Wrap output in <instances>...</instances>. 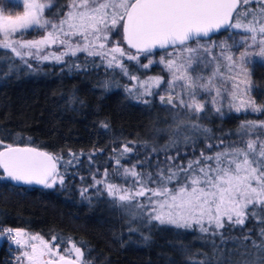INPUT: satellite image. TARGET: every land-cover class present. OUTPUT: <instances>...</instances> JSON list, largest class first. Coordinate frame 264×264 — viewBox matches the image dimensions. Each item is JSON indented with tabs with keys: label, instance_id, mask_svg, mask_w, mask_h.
<instances>
[{
	"label": "snow or ice",
	"instance_id": "snow-or-ice-1",
	"mask_svg": "<svg viewBox=\"0 0 264 264\" xmlns=\"http://www.w3.org/2000/svg\"><path fill=\"white\" fill-rule=\"evenodd\" d=\"M7 4L8 10L0 5L3 76L34 73L45 63L64 65L69 73L103 68L107 78L95 87L108 91L120 86L117 75L125 77L129 99L152 105L158 98L171 117L170 123L164 121L166 128L154 126L165 143L158 144L155 135L151 141L125 140L112 148L111 171L105 167L98 175L100 169L90 167L91 184L80 176L81 197L90 200V189L106 195L109 206L124 214L127 231L139 233L145 243L158 226L176 229L185 264H264V119L247 118L264 113L253 96L251 71L264 66V0ZM31 32L37 36L27 39ZM154 65L160 73L149 74ZM67 103L83 101L71 95ZM233 113L244 114L235 131L214 133L209 122ZM100 126L109 129L106 121ZM103 151L94 148L88 164ZM84 155L69 149L65 157L32 146L19 133L0 131V186L64 188L78 175ZM250 220L255 223L246 227ZM184 232H198L197 239L211 251H191L183 245ZM0 238L18 250L12 264H92L86 256L90 250L71 236L53 232L47 239L25 228L0 226Z\"/></svg>",
	"mask_w": 264,
	"mask_h": 264
},
{
	"label": "trees",
	"instance_id": "trees-1",
	"mask_svg": "<svg viewBox=\"0 0 264 264\" xmlns=\"http://www.w3.org/2000/svg\"><path fill=\"white\" fill-rule=\"evenodd\" d=\"M65 3L66 0H57V6ZM36 36L37 33L31 32L26 38ZM80 56L83 59L82 53ZM62 68L64 65L45 63L37 72L25 70L7 77L0 70V131L19 133L25 142L49 152H62L65 157L69 149L85 154L78 175L74 179L70 177L64 188L59 185L52 189L15 185L17 190L14 191L0 186V226L25 228L41 233L47 239H51L53 232L71 236L87 246L90 251L86 256L92 264H166L168 259L173 264H185L182 254L177 251L176 229L158 226L152 230L151 240L145 243L139 233L127 231L124 214L109 206L106 195L97 196L95 189L86 194L90 200L80 195V176L85 177L84 184H91L90 167L93 172L99 168L98 175L103 174L105 167L111 171L114 166V161L109 159L112 148L119 147L122 141H151L155 135L158 144L165 143L166 137L156 135L154 126L166 128L164 121L170 123L171 117L162 110L158 98L152 105L129 99L122 86L130 83L125 77L117 75L115 79L120 86L113 85L104 91L95 87L98 81L107 78L103 68L86 74L69 73ZM132 68L135 70L136 66L132 64ZM251 71L253 96L258 104L264 105V66L257 64ZM71 95L83 104L70 106L67 101ZM243 118V113L239 116L233 113L223 121L213 119L209 126L214 133L221 129L234 132ZM247 118L264 119V113H250ZM101 121H106L109 129L102 128ZM203 146L201 141L200 147ZM94 148L104 151L94 157L95 164L89 165L88 154ZM188 151L191 153L190 148ZM196 155H199V148ZM130 162H134V158L122 163L128 165ZM112 178L121 182L120 177ZM254 223L250 220L246 227ZM143 231L147 233L148 229ZM199 235L198 232H184L183 245L193 252H210V245L197 239ZM8 253L0 248V264H12L16 253Z\"/></svg>",
	"mask_w": 264,
	"mask_h": 264
},
{
	"label": "rangeland",
	"instance_id": "rangeland-1",
	"mask_svg": "<svg viewBox=\"0 0 264 264\" xmlns=\"http://www.w3.org/2000/svg\"><path fill=\"white\" fill-rule=\"evenodd\" d=\"M0 5H3L6 8V10H8L7 0H0ZM16 10L17 9H11L12 14H15ZM18 10L22 11V6H20ZM35 33L36 32H34V34ZM157 59H158V57H157ZM160 71H161L160 67L158 65H154L150 72H153V74H157V73H160ZM163 74L165 75V77H167V73H163ZM5 240H6V243L10 244V242L6 238H0V244H2L3 241H5ZM12 246H13L14 253H16L18 250L16 249L15 245H12Z\"/></svg>",
	"mask_w": 264,
	"mask_h": 264
},
{
	"label": "flooded vegetation",
	"instance_id": "flooded-vegetation-1",
	"mask_svg": "<svg viewBox=\"0 0 264 264\" xmlns=\"http://www.w3.org/2000/svg\"><path fill=\"white\" fill-rule=\"evenodd\" d=\"M0 248L7 250L9 252L8 254H10V255L14 254V253H11V252H13V246L12 245L10 246L9 243H6V240L3 241L2 244H0ZM14 257H15V255H14Z\"/></svg>",
	"mask_w": 264,
	"mask_h": 264
},
{
	"label": "water",
	"instance_id": "water-1",
	"mask_svg": "<svg viewBox=\"0 0 264 264\" xmlns=\"http://www.w3.org/2000/svg\"><path fill=\"white\" fill-rule=\"evenodd\" d=\"M33 146V145H32ZM44 150V149H43ZM19 186H21V187H23V186H26V185H19ZM29 187H32V188H34V187H39V188H41L42 186H39V185H33V186H29Z\"/></svg>",
	"mask_w": 264,
	"mask_h": 264
}]
</instances>
